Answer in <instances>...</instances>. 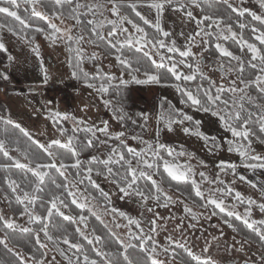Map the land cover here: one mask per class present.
I'll use <instances>...</instances> for the list:
<instances>
[{
    "label": "snow or ice",
    "instance_id": "1",
    "mask_svg": "<svg viewBox=\"0 0 264 264\" xmlns=\"http://www.w3.org/2000/svg\"><path fill=\"white\" fill-rule=\"evenodd\" d=\"M50 2L54 5V10L48 14L38 10V8L47 6L45 0H0V15L5 18V21H8L0 22V31L6 29L12 35L23 40L25 36L21 33H25V30H31L35 33L44 34L45 39L52 44H55L58 40L64 41L68 52L75 53V63L69 62V67L72 68V78L83 81L85 87L93 89L101 95H106L109 92L116 77L103 73L100 67H97L95 75H90L84 70L82 65L85 60L95 61L98 59L95 52L91 56L86 57L84 55V50L80 45L81 42L85 41V34L88 35L87 43L100 46L97 41L102 42L109 54L114 55L117 63L124 69L129 70L130 74L140 71L139 67L132 68L133 62L138 65L142 62H150L157 72L155 74L145 72L147 78L144 80L137 79L135 75H132L131 82L136 84L160 83L162 78H169L165 73L160 72L162 69L165 70L166 74H170V79L175 81L167 86L174 88L181 94V104H189L197 111L210 113L212 116L217 117L224 130L231 133L233 139L227 141L228 151L237 153L240 157L241 166L251 170H264V155L255 153L251 140L252 137H255L260 143H264V14L258 15L256 12L234 5L231 0H215L216 4H222L226 11L235 14L236 23L240 29V32L237 33L233 30L232 24L226 23L222 16L204 14L202 17L197 18L192 10L201 9L202 12L204 11L201 0H128L126 3L121 2V0H90L88 3H83L81 0H50ZM244 2L245 0H240L241 5ZM21 3L30 7L28 18L19 14ZM258 3L260 9L264 10V0H258ZM212 6V4L208 5L209 8ZM29 7H26V12H29ZM141 8L155 12L154 22L141 14L139 10ZM55 9H59V11ZM65 9L67 10L66 16ZM168 9L180 13L186 22L194 21L196 24L197 30L187 37L183 48L177 47L175 40L168 42L166 39L170 36V33L163 29L161 18ZM105 12L110 13L114 19L105 16ZM246 15L254 23H244L241 18ZM133 16L136 19H133ZM32 18L43 21L47 28L31 24L29 20ZM64 18L74 21V25L62 28L53 23V20H60L63 23ZM229 19H231V16ZM125 25H130L131 30ZM77 26L80 28V32L73 34V27ZM106 27H108V31L105 34L104 29ZM148 29H151V32ZM245 30L250 31L251 42L245 39ZM213 41H215V51L218 53V69L222 73L221 78L224 79L225 76L233 72L238 73L236 79L229 80L227 86L210 80L203 72L202 58L197 59V54L192 51L193 47H202L203 52H207L209 50L208 46ZM221 41L234 42L239 45L241 52L247 50L250 58L245 63L244 59L235 55ZM125 49L131 52L130 56L125 55ZM4 51H7V49L3 43H0V52ZM32 51L36 54L37 59H40L38 46L33 47ZM200 55L202 57V53ZM12 59L11 56H8L9 62ZM225 59L228 62L227 67ZM232 62H235V64ZM182 67L188 69V72L181 71ZM246 67L253 70L251 76L254 78L246 79L244 77ZM40 70L44 74L43 80L46 84L49 76L42 60ZM0 78L5 81L9 79L3 73H0ZM198 78L202 81H208V87L196 85L195 90H193L191 85ZM127 83L129 81L120 79V84ZM253 88L257 93L256 96L250 95V90ZM102 102L105 107H110L108 100ZM253 109L257 111H253ZM116 113H119V115ZM253 117H255L254 120ZM47 118L52 120L60 136L66 137V139H53L45 146L34 140L28 131L11 118L0 117V122L18 129L24 137L41 150L49 161L40 162L39 156L33 159L29 153L25 152L23 155L28 163H22L9 154L7 141L0 139V154L6 161L10 162L0 164V169L7 173L8 169L14 168L23 174L22 179H16L10 174L3 177V183L11 193V196L5 193L4 199L11 204L14 198L15 204L22 208L21 216L26 215L30 225H41L39 231L35 234V243L38 247L34 249V252L48 247V244L42 242L40 238L42 232L45 240L55 247V251L63 257L67 264H99V261H103V264H112L110 257L113 254L98 247L102 243V238L95 234L89 235L86 231L88 217L83 214L85 211L89 215L95 216L97 220H100L101 217L94 210L91 203L95 197L90 194L85 195L84 192L80 191L79 185L85 184L86 181L84 191L87 192L88 188L96 190L104 198L106 204L110 205L111 200L108 193L104 192L93 178L94 176L103 177L116 185L119 192L123 194L121 198L134 195L139 197L144 204L152 200L159 207H168L172 200L161 186L165 179L163 174H166L168 181L175 182L177 186L190 184L195 197L203 201L201 207L211 208L212 216L220 214L224 218V223L233 231H237V228L232 220L239 221L249 233L258 238L261 248H264V219L252 218L254 206L259 209L260 213L264 214V203H257L252 198L245 199L239 192L234 193L233 188L219 178V173L216 180L213 181L204 172H200L201 180L198 182L194 179L196 173L193 171L192 166L177 161L178 157L185 156L190 160L193 158L191 154L183 150L176 151L158 141L155 144L141 141L145 147L137 150L121 140V137L124 136L123 132L110 133L107 121L102 122L103 127H97L89 125L83 119H77L71 114H62L58 111H50ZM114 119L118 121L125 119L122 108L114 109ZM143 119L146 123L148 116L143 114ZM157 120L158 123H163L169 132L173 131L172 126L174 124L183 125L185 121L192 122L196 126L195 130L190 127L182 129L186 135H195L203 140L206 145L211 144L212 147L219 148V145L215 143V137H207L199 131L201 123L199 120L193 121L191 116L174 109L171 105H169L166 112L162 111L159 114ZM63 121L72 122L71 135L67 134V130L63 127ZM253 125H255V128ZM79 133L84 134V141L86 142L84 146L86 147H94L95 141L107 145L108 150L104 158L93 155L87 162V166L84 167L82 161L78 158L80 155V145L77 143ZM100 136L107 139L100 140ZM157 137H159V131H157ZM133 139L139 138L133 137ZM108 140H118L120 143L114 146L108 144ZM15 150L20 151L19 148ZM162 151H165L170 159L162 156ZM66 156L70 157L73 162L70 164L65 163ZM57 160L60 161L59 164L56 163ZM33 162H35V167H31ZM161 167L163 168V174H161V180L157 181L154 176L159 173ZM217 167L221 173L230 171L234 178L237 175V165L234 163L221 161ZM53 169L59 177L63 178V183L51 178L50 184L56 189H61V191L59 193L49 191L50 198L45 201L42 200L40 194L45 193L49 183L46 178L50 177V171ZM68 169L75 170V178L72 180H69L66 175ZM238 179L247 182L242 175ZM142 181L145 182V187L150 185L147 192L140 186ZM205 183L210 185L215 183L223 185V187L209 188L205 192L202 189V184ZM233 183H235V179ZM251 187L255 188L256 185L252 184ZM261 194L264 197V189H261ZM229 195H233V200L240 205H246L242 214L236 211L238 206L236 203H233L230 207L225 205L224 197ZM68 198H70L71 205L80 210V215L77 217L67 215L61 210L69 207V204L66 203ZM38 201H40L39 207L43 208L46 214L38 213ZM108 210L127 221L124 225H115L117 228L125 227L128 230L127 240L116 237V242L122 249L119 255L124 257L125 260L128 258L126 254L129 249H138L146 258L144 264H164L158 258L161 252L174 258L175 253L171 249L178 247L184 250L192 264H213L210 258L205 259L196 255L186 244L174 241L171 237L167 238V246L161 248V245L155 239L158 227L156 219L151 221L150 232L145 233L141 227V220L129 217L124 212H118L115 208H108ZM147 210L149 212L153 211L151 207H148ZM184 211L191 215L192 219H196V215L187 206H185ZM53 216L61 217L63 220L76 225L75 231L79 238L87 245L92 246L91 251L95 253L96 257H99V261L90 257L79 241L74 243L65 235L58 242L56 238L50 235L48 222L51 221ZM157 219H159L158 216ZM101 223H103L102 220ZM133 226L137 231L132 230ZM0 228L5 230L4 238L0 239V245L5 248H8L10 232H32V228L20 227L13 218H6L4 215H0ZM113 235L115 234L113 233ZM59 243L67 245V251L61 249L58 246ZM240 250L237 249V251ZM68 251H72V255H68ZM203 251L207 252L208 249L204 248ZM14 255L17 256L19 264H28V260H31L32 264H46L47 260L44 253H41L39 257L36 255L29 256L27 259L19 253H14ZM261 259L264 260V257H261ZM53 260H55V257H53ZM48 264H51V262H48ZM177 264H185V262L180 260L177 261Z\"/></svg>",
    "mask_w": 264,
    "mask_h": 264
},
{
    "label": "rangeland",
    "instance_id": "2",
    "mask_svg": "<svg viewBox=\"0 0 264 264\" xmlns=\"http://www.w3.org/2000/svg\"><path fill=\"white\" fill-rule=\"evenodd\" d=\"M204 1L206 0H201V3ZM81 2L88 3L90 1L81 0ZM231 2L234 5H238L248 9L249 11L256 12L258 15L264 14V10L260 9L257 0H245L242 5L240 4V0H231ZM38 10L50 14L54 10V7L52 4H47L46 7L38 8ZM55 10L59 11V9ZM139 10L141 11L142 15L154 22L155 12L153 10L146 8H141ZM64 11L66 16L67 10L65 9ZM192 11L197 18L203 16L200 9H193ZM19 14L25 18H28V15H25L22 12H19ZM105 16L114 19V17H112L108 12H105ZM33 19L34 18L29 20L31 24L42 26L40 22ZM0 22L8 21H5V18L0 15ZM12 23L15 24L14 21H12ZM53 23H56L62 28L74 25V21L68 20L63 21V23H61L60 20H53ZM161 25L165 31L170 33L167 41L171 42L172 40H175L177 47L180 48H183L185 45L187 37L191 34H194V32L197 30L194 21L186 22L185 18L180 13L173 12L171 9H168L164 13V16L161 18ZM125 26L131 30L130 25ZM107 31L108 27L104 29L105 34ZM79 32L80 28L78 26L73 27V34H78ZM34 35H38V38L42 37V39H39L34 45H31L28 44L24 39L22 40L17 36L12 35L6 29L0 31V43H3L7 49V51L0 52V73H2L4 70L5 73L3 74H6L7 76L12 75L11 77L13 78L14 82H17V84L20 85L44 84V74L40 70V63L42 60L44 67L47 69L49 79L59 85V89H57L55 92L44 90V92L41 93V95L46 96V101H48V104H50L49 101H51L52 104L51 106H48V110L44 107V110H47L46 112H44V110L43 112L41 111L43 107L40 106V104L29 100H27L28 103L26 106V111H24L25 108L22 106V102L21 106L19 107V112L14 110L12 111L11 109L13 105L12 103L10 104L11 111L7 116H10V118L15 120L16 123L24 126L25 129L27 128L26 131L32 134V136L40 144H44L46 146L53 139L62 140L60 133L57 134L51 132V119L47 118L50 111H58L62 114H71L77 119H83L87 124L95 125L97 127H103L102 122L107 121L110 133L115 134L123 132L124 136L121 137V140L127 143L130 147L140 150V148L143 146L141 141H148L153 144L158 141L176 151L183 150L184 152L191 154L193 158L189 160L186 156L178 157L177 161L181 164L191 165L193 171L196 173L194 179H196L198 182L201 180V177L199 176L200 172H204L206 176H208L209 179L213 181L216 180L217 174L219 173V178L222 179L225 184L232 187L234 193L239 192L245 199L252 198L256 200L257 203H264V197H262L261 189L258 185V183L264 184V170H251L241 166L240 157L237 155V153L235 151H228L229 145L227 141L232 140L233 137L231 136L230 132H226L224 130L217 117L212 116L210 113L197 111L189 104H181L180 101L182 97L179 96V93L170 86H161L158 83L136 84L131 82L132 75H135L137 79L141 80H144L147 77L145 74H141L139 72H132L130 74L129 70L127 69H119V67L116 66L118 63L115 60V57L106 56L102 53V51H100L99 46H96V44L87 43L86 41L88 39V35L85 34V41L81 42L80 45V47L84 50V55L86 57L91 56V54L95 52L98 55V59L95 61L85 60L82 65L84 70L90 75H95L97 67H100L103 73L116 77V79L113 81V85H119L120 79L129 81L127 84L130 85L132 91L134 92L133 101L136 105V108L134 109L133 113L129 115V117L125 118V123L127 124L128 128L133 131L132 133L134 135H132L126 129V127L123 128L124 126L123 123H121L122 121H120L121 124H119L114 119V109L116 108H114L113 105H110V107H105L104 103L102 102V98H100L105 97V95L98 94L95 90L85 87L83 81H78L72 78V68L69 67V62L70 59H73V64L75 63V53L68 52L65 42L58 40L55 44H52L49 42V40L45 39L44 34L34 33ZM221 43L225 46L227 42L221 41ZM35 46H38L39 48L40 59H37L36 54L32 51V48ZM73 47H75V45H73ZM209 48L210 47L208 46V49ZM192 51L197 54V59L202 58L203 72L209 77L210 80L215 81L217 84L223 83L227 86L229 80L236 79L238 75L236 72L228 74L224 79L221 78L222 73L218 69L219 58L218 56L213 57L209 50L207 52H203L202 47H193ZM201 53L202 57L200 55ZM241 53V56L238 54L237 55L244 59L246 63L250 56L247 54V50ZM8 56L13 58L11 62H9ZM232 63L235 64V62ZM227 64L228 62L225 59L226 67ZM180 70L185 73L188 72V69L183 67ZM32 86L33 85H31L29 89H31ZM193 86L194 85H191V87ZM29 89L28 87H21L20 90L24 92ZM250 95L256 96L255 92L252 90H250ZM161 99L166 100L174 109L191 116L193 121L199 120L201 122L199 125V131L207 137H215V143L219 145V148H214L211 144L206 145L203 140L195 135H186L182 129L184 127H190L195 130L196 126L192 122L185 121L183 125L174 124L172 126L173 131L171 132L165 128L163 123H158L157 117L161 113L159 100ZM43 104L47 103L44 102ZM51 108L52 110H50ZM82 109L85 110L82 111ZM253 111L257 110L253 109ZM16 112H18L21 116L17 117ZM116 114L119 115V113ZM143 114L148 116L146 123L143 119ZM142 127L145 128L146 132L140 129ZM157 131H159V137H157ZM133 137H138L139 139H133ZM251 140L252 148L255 150V153L264 155V143H260L255 137H252ZM117 142L120 143L118 140ZM138 144L139 146L141 145L140 148L137 147ZM105 148H107V146ZM161 155L165 158H168L165 151H162ZM20 161L24 163L23 160ZM221 161L226 163H234L237 165V175L235 178L230 171L228 173L220 172V169L217 167V165ZM66 175L68 176L69 180L74 179L67 172ZM241 175L245 177L247 182L238 179V177ZM93 178L96 183L100 185V188L104 192L108 193L111 200V204L107 205L104 198H102V201H98L95 198L92 199V206H94V210L101 217V219L97 220L95 216L93 217L104 227L107 225L105 228H107V230L112 235L113 233L115 234L113 235L115 239L118 236L122 240H127L128 230L125 227L117 228L115 226L116 224L124 225L127 223V221L118 215H114L108 210V208H115L118 212H124L129 217L141 220V227L145 233L150 232L152 227L151 221L156 219L158 227L157 233L155 234V239L161 245V248L167 246V238L171 237L174 241H178L181 244H186V246L191 248V250L196 255H199L205 259L210 258L213 264H224L232 260L264 264V260L261 259V257H264V248H261L259 244L248 241L244 237H241L239 234L235 233L219 216H212L211 208L205 209L203 207H198L197 205L185 200L176 192L164 188L163 185L161 186L167 195L171 197L172 203H170L168 207H159L154 201H148L147 204H144L139 197L134 195L121 198L123 194L120 193L116 185L111 183L109 180H105L104 178L102 179V177L96 176ZM154 179L158 181L156 177H154ZM234 179L235 183H233ZM252 184H255L256 187H251ZM217 186L223 187V185H217L215 183L211 185L205 183L202 184V189L207 192L209 188H215ZM79 188L80 191L84 192L85 195H89V193L85 192V189L80 185ZM233 195L224 197L225 205L230 207L233 203H236L238 205L236 211L242 214L246 205H240L238 202L234 201ZM185 206L192 210V213L196 215V219H192L191 215L185 213ZM148 207H151L153 211L149 212L147 210ZM61 210L65 212V214L73 216L67 208H62ZM0 215H4L6 218H13L16 224H18L20 227L32 228V225L28 223V217L26 215L20 217H14L11 215L6 206V200L1 196ZM157 216L159 219H157ZM252 218L264 219V214L260 213L259 209L254 206ZM101 220L103 223H101ZM87 224V233L89 235H97L95 231L98 225L95 223H89L88 220ZM190 225L192 226L190 227ZM74 227L76 229V225H74ZM132 230L137 231L135 226H133ZM48 231L50 235L58 240V242L64 237V235H54L49 228ZM3 238L4 236L0 234V239ZM40 238L42 242L48 244L47 248L42 249V253L46 254L47 256L46 264H48V262H51V264H67L63 257H61L59 253L55 251V247L45 240L43 234H40ZM246 240L247 242H245ZM72 242L75 243L77 241L72 240ZM58 246L61 249L67 251V245L59 243ZM98 247H101V245ZM204 248H207L208 251L204 252ZM8 249H11L10 252L13 254H22L26 259L29 257L28 255L22 253L19 249L9 245V243ZM176 249H178V247H173L171 249L172 252H175L174 258L163 252H161L158 258L163 261L164 264H177V261L180 260H184L185 264H192L188 257L182 259V255L176 254ZM237 249L241 250L237 251ZM72 251H68V255H72ZM158 251H160V249H158ZM126 255L128 257L127 259H129V261L134 264L141 263L140 258L145 260L143 253H140L138 249H129ZM53 257H55V260H53ZM28 264H32V261L28 260ZM99 264H103V261H99Z\"/></svg>",
    "mask_w": 264,
    "mask_h": 264
},
{
    "label": "trees",
    "instance_id": "3",
    "mask_svg": "<svg viewBox=\"0 0 264 264\" xmlns=\"http://www.w3.org/2000/svg\"><path fill=\"white\" fill-rule=\"evenodd\" d=\"M127 1L128 0H121V2H124V3H126ZM45 2L49 5L51 4L50 1H45ZM209 4H212L213 6L211 8H209L208 7ZM202 5L204 8L203 12L200 9L202 15L213 14V15L222 16L226 23L232 24L234 31H236L237 33L240 32V29L238 28V25L236 23L237 18L235 17V14L231 13L230 11H226L222 4H216L214 0H208V1L206 0V1L202 2ZM52 6L54 7V5H52ZM26 7H29V6H26L24 3H21L19 6V12H22L25 15H29L30 7H29V12L25 11ZM128 11H130V10H128ZM230 16H231V19H229ZM133 19H136V18L133 16ZM241 19L243 20L244 23H254L251 21V18L248 17L247 15ZM33 20H37L38 22H40V24L44 28H47V26L44 24L43 21H40V20L35 19V18ZM65 20L71 21L69 19L64 18L63 21H65ZM148 31L151 32V29H148ZM25 33H26V35H25ZM25 33H21V35L25 36L24 40L27 41L28 44L34 45L39 39H42V37L38 38V35H34L35 32H33L31 30H25ZM244 36H245V39H248L251 42V33L249 30L244 31ZM97 44L100 45L99 46L100 51H102V53L104 55L112 56V57L114 56V55L109 54V52L106 50V48L102 42L97 41ZM225 46L230 51H232L235 55H237V54L240 56L242 55L240 48H239V45L235 44L234 42L228 41L225 44ZM209 47H210L209 52L211 53V55L213 57H217L218 54L216 53V51L214 49V41L211 45H209ZM125 55L130 56L131 52H129V51H127V49H125ZM70 57H73V56H70ZM70 61L72 63L74 62L73 59H70ZM116 66L119 67V69L123 68L119 64H117ZM136 67L140 68L139 73H141V74H144L145 72H149L150 74H155L157 72V70L151 66L150 62H142L139 65L136 64L135 62H133L132 68H136ZM160 72L165 73V75L169 78H162L161 82L158 83L159 85H161V86L170 85L171 83L175 82V81H172L170 79V74H166L165 70L162 69V70H160ZM252 72H253L252 69H249L246 67L244 77L246 79L254 78L251 76ZM192 85H194L192 87L193 89H195L196 85L208 87V81H206V80L202 81L198 78L196 81H194L192 83ZM251 90L255 92L254 88ZM255 94L257 95L256 92H255ZM133 96H134V92L132 91L129 84H123V85L119 84V85H113V87L109 89V92L105 95V97H100V98H102V101L108 100L110 102V105H113V107L116 109L122 108L123 112L125 113V118H127V117H129V115H131L133 113L134 109L136 108V105L133 101ZM179 96H181L180 93H179ZM159 103H160L161 112L162 111L166 112L168 110L170 104L164 99L159 100ZM254 119H255V117H253V120ZM116 121L119 124L123 123V126H124L123 128L126 127V129L132 135H134L132 133L133 131L131 129H129L127 124L125 123L126 122L125 119L121 123L118 120H116ZM62 123H63V127L67 130V134L71 135L72 134L71 129L73 127L72 122L71 121H63ZM253 127L255 128V125H253ZM50 128H51L52 133H57V134L59 133L57 131V128L53 125L52 120H51ZM140 129L142 131L146 132L144 127L140 128ZM30 135L32 136V134H30ZM78 136H79V139H78L77 143L80 145V155L78 158L82 161V164L84 167L87 166V162L90 160V158L93 155L100 156L101 158H104L103 156L106 155V152L108 150L107 148H105L107 145H104V144L101 145L99 143V141H95L94 142L95 146L89 148V147L84 146V144L86 143L84 141V134L79 133ZM61 138H62V140L66 139V137H61ZM0 139H4L7 141V147L9 149V154L18 160H23L24 163H28V160H26L24 158V155H23L25 152L29 153L33 157V159H35L36 156H39L40 162H49L48 158L41 152V150L35 144H33L31 141H29L26 137H24L19 132L18 129H15V128L11 127L10 125H5L2 122H0ZM33 139L36 140L34 137H33ZM106 139H107L106 137L100 136V140H106ZM16 141H18V143H16ZM107 143L108 144H114V146L119 144V142H117V140H108ZM136 143H137V141H136ZM102 146H104V147H102ZM140 146H139V144L137 145L138 148H140ZM142 147H145V145L143 144ZM17 148H19L20 151H16L15 149H17ZM59 162H60L59 160L56 161L57 164H59ZM64 162L70 164L73 161L70 159V157L66 156ZM6 163H10V162L6 161L3 158L2 154H0V164H6ZM31 167H35V162H33L31 164ZM67 173L72 178H75V170L74 169H68ZM6 174L13 175L14 178H16V179H22V175H23L19 170L14 169V168L8 169L7 173L3 169H0V196L3 198H4L5 193H7L9 196H11V193L7 189V186L3 183V177ZM161 174H163V168L162 167L160 168L159 173L157 175H155L154 177H156L158 179V181H160L161 180ZM163 175L165 177L164 182L162 183L164 188L171 190L173 192H176L177 194H179L181 197H183L188 202H190L194 205H197L198 207H201L200 205L202 204V201H200L197 197H195V194L191 191V185L190 184H188V185L181 184V185L177 186L175 184V182L168 181L166 174H163ZM51 178H55V179H57L58 182L63 183V178L59 177L58 173H56L54 169L51 170L50 171V177L46 178V180L49 181L48 186L46 188V191H45V193L40 194L42 200L46 201L47 199L50 198V196L48 195L49 191L51 193H59L61 191V189H56L54 186H52L50 184ZM102 179H103V177H102ZM24 183H26V182H24ZM86 184H87V182L85 181V184L80 185V186L85 189ZM22 186H23V183H22ZM140 186L145 192H147L148 189L150 188V185L145 187V182H143V181L141 182ZM87 193H89L90 195L95 197V199L98 201L103 200L102 199L103 197L100 196L99 192H97L94 189L88 188ZM149 201H152V200H149ZM66 203L69 204V207L67 209L73 215V217H77L78 215H80V210L77 209L74 205H71L70 198H68L66 200ZM37 204H38V207H37L38 213H40L42 215L46 214L44 212V209L39 207L40 201H38ZM6 206H7L8 210L12 216H14V217H20L21 216L20 213L22 212V208L15 204L14 198H13V202L11 204H9V201L6 200ZM45 206H47V205H45ZM83 214L88 217L89 223H95L96 225H98L95 232L98 236H100L102 238V243H101L102 250L105 252H110L113 254L110 257L112 264H134V263L130 262L129 259L125 260L124 257L119 255V252L122 251V249H120L119 244L116 242L115 237L107 230V228H105L103 225L98 223V221L92 215H89L87 211H85ZM217 216H219L221 219L224 220V218H222V216L220 214H217ZM232 223L237 228V231H234L235 233L239 234L241 237H244L248 241H251L255 244H259L258 238H256L254 236V234L249 233L248 230L243 226V224H241L239 221H235L234 219L232 220ZM40 227H41V225H32L33 230L30 233H22L19 231L10 232L9 240H8L9 245H11L12 247H14L16 249H19L25 255H28V256L36 255L37 257H39L40 254L42 253V249H39L38 251H35V252H34V249L38 247L35 243V234L37 231H39ZM48 228L50 229V231L54 235H57V236L67 235L71 241L72 240L79 241L84 246V251L90 257L95 258L99 261V257H96L95 253L91 251V246L87 245L83 240H81L79 238L78 234L75 231L74 225L71 224L70 222L63 220L61 217L53 216L51 218V221L48 222ZM4 231L5 230L0 228V234L3 236H4ZM40 234L42 235L43 233L41 232ZM259 246H260V244H259ZM130 250H134V249H130ZM176 250H177L176 254H180L183 256L182 259L187 258L183 249L178 248ZM139 257H141V256H139ZM144 261L145 260L143 258H140L141 263H137V264H144ZM0 264H19V260L12 252L9 251L8 248H5L3 245H0Z\"/></svg>",
    "mask_w": 264,
    "mask_h": 264
},
{
    "label": "crops",
    "instance_id": "4",
    "mask_svg": "<svg viewBox=\"0 0 264 264\" xmlns=\"http://www.w3.org/2000/svg\"><path fill=\"white\" fill-rule=\"evenodd\" d=\"M2 73H5V71L3 70ZM11 76L8 75L9 79L7 81L0 78V87H11V86L17 87L18 88L17 89L18 94L11 95V96H8L6 94H0V117L10 118V116H7V115L10 113L11 110L19 112V109H20L19 107L21 106V102H22V106L25 108L24 111H26L27 110L26 106L28 103L27 100L40 104V106L43 107V109L41 110L42 112L44 110V107H45V109L48 110V106L52 105L51 101H49L50 104H48V101H46L47 98L45 95L43 96V95H41V93H37V92H34L31 89H29V87L31 85L35 86V84H21L20 85V84H17V82H14V80ZM37 85H39V84H37ZM21 87H28L29 90L22 92L20 90ZM44 97H45V101H44ZM13 98H15V99H13ZM11 99H13V100H11ZM44 102H46L47 104H43ZM11 103L15 109L13 107L11 109V105H10ZM47 110H44V112H46ZM50 110H52V108ZM18 112H16L17 117L21 116ZM13 121L15 122V120H13ZM21 127L24 128V126H21ZM25 130H27V128ZM258 185H259L260 189H264L263 183H258Z\"/></svg>",
    "mask_w": 264,
    "mask_h": 264
},
{
    "label": "built area",
    "instance_id": "5",
    "mask_svg": "<svg viewBox=\"0 0 264 264\" xmlns=\"http://www.w3.org/2000/svg\"><path fill=\"white\" fill-rule=\"evenodd\" d=\"M17 87L11 86V87H0V94H6L8 96L16 95L18 94ZM57 89H59V85L55 83L52 80H48V82L41 85H35L31 87V90L37 93H42L45 91L49 92H55Z\"/></svg>",
    "mask_w": 264,
    "mask_h": 264
},
{
    "label": "flooded vegetation",
    "instance_id": "6",
    "mask_svg": "<svg viewBox=\"0 0 264 264\" xmlns=\"http://www.w3.org/2000/svg\"><path fill=\"white\" fill-rule=\"evenodd\" d=\"M258 1V0H257ZM213 61V60H212ZM224 264H257V263H251V262H241L238 260H232L230 262H226Z\"/></svg>",
    "mask_w": 264,
    "mask_h": 264
}]
</instances>
